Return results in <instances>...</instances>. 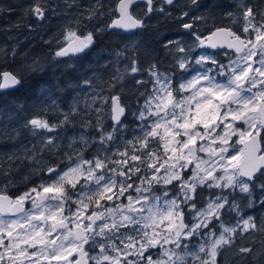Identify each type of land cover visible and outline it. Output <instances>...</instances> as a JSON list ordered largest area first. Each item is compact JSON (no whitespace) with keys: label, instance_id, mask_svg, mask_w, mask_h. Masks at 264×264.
Wrapping results in <instances>:
<instances>
[{"label":"snow or ice","instance_id":"obj_1","mask_svg":"<svg viewBox=\"0 0 264 264\" xmlns=\"http://www.w3.org/2000/svg\"><path fill=\"white\" fill-rule=\"evenodd\" d=\"M136 3L137 0H117L115 8L109 7L107 13L113 15L111 22L85 35L79 34L81 20L77 18V27H65L56 41L52 59H73L85 53L95 43L97 33L143 28V18H136L130 10ZM146 4L145 15L153 11L164 13L163 5H173L174 0H161L159 8L154 6V0H146ZM201 6L200 0H189V8ZM99 7L97 0V6L85 19L91 21L106 15ZM26 11L44 21L48 8L37 2ZM189 14L182 11L177 19L183 20ZM224 17L231 25L241 27V34L232 26L215 27L206 37L193 32L195 42L191 45L179 39L162 42L165 49L178 55L175 64L180 74L173 77L159 72L155 62L149 65L148 75L154 81L152 92L140 105L138 114L133 112L139 121L135 130L139 135L128 140L123 151L117 149L109 154L108 146L115 141L116 133L127 128L122 120L126 106L119 94L102 96L96 92L92 103L85 105L88 113L82 118L96 114L99 139L89 141L82 134L79 143L83 147L79 151L76 141L71 140L68 147L73 155L65 154L69 166L63 171L58 165L47 167V178L20 196L12 198L6 194L8 184L0 188V264H186L187 257L192 258L193 264H218V253L234 244L238 230L241 234L264 233V217L259 224L253 216L244 218L241 206L228 195L209 197L203 208H197L194 199L201 186L238 189L246 195L247 207L254 203L264 207V11L257 12L245 0H239L236 8L224 13ZM204 19L205 16L193 17V21ZM193 26L192 22L182 24L185 30ZM198 48L223 51L228 63L220 64L217 55L206 50L193 57ZM139 57V46L135 44L114 53V60L106 62L105 67L119 65L121 58L130 61V67L126 64L123 71L118 66L114 69L109 89L140 72ZM37 63L28 66L30 75L44 71L43 66H34ZM209 63L213 67H207ZM65 67L71 69L73 65ZM189 71L193 74L184 79ZM174 78L181 81L178 87L173 85ZM22 84L23 79L15 71H0V93L13 91ZM82 85L91 89L92 78L84 79ZM98 100L101 107L93 108ZM109 101L110 112H106ZM71 114H80L78 101L74 100ZM63 115L59 125L33 117L23 127L34 136L38 130L52 133L70 122V114ZM105 117L112 121L109 132L104 131ZM92 126L90 121L85 125ZM56 141L57 137L48 135L39 143V151L55 155L60 147ZM153 143L159 147L149 151ZM91 144L99 145L97 154L85 159L84 152ZM29 151L31 155H27ZM137 151L139 155L135 154ZM113 155L121 159H113ZM37 156L36 145L25 149L24 158L38 165L32 173L41 175L44 165ZM12 160L13 156H9L8 161ZM10 171L11 163L2 175L7 177ZM189 171L191 175L185 179ZM141 172L145 175H139ZM134 176H139V184L128 183ZM155 185H178V191L169 199L168 191L157 195ZM132 189L136 195L128 194L127 204L120 202ZM73 193L78 198L73 199ZM257 193L259 199L254 200ZM102 201L114 206H106ZM26 203L31 207L26 208ZM70 204L76 206L75 211ZM185 207L194 213L191 225L185 223ZM90 208L91 213L87 214ZM226 208L238 218L234 226L223 221ZM217 222L219 235L213 229ZM197 236L198 245L190 248L191 240ZM97 248L98 251H88ZM157 248L159 256L153 259L148 253ZM179 248L184 249L183 253L176 251ZM252 252L251 247H241L237 254ZM260 256H264V248L257 258Z\"/></svg>","mask_w":264,"mask_h":264},{"label":"rangeland","instance_id":"obj_2","mask_svg":"<svg viewBox=\"0 0 264 264\" xmlns=\"http://www.w3.org/2000/svg\"><path fill=\"white\" fill-rule=\"evenodd\" d=\"M174 1L173 5H163L165 12L160 13L158 11H153L152 16L148 17L147 23L149 24H158L159 19L162 17V14H167L168 9H173L177 7H182L183 1L177 2ZM8 5H15L16 8L9 7L6 3V0H0V8L6 7L10 11H16L15 16H13V20L10 22L4 23L2 28H12V31L19 34L18 37H23L26 39V43L28 45L23 46L25 42H23L21 48L19 44L22 40L18 38L11 37L12 34L8 33L5 35L6 30H0V71L9 70L15 71L22 79L23 83L28 84L31 80H36V84L38 85L34 91H29L28 95V103L29 108H26L24 105H20V103H16L15 101L10 102L8 100V92L0 93V153H5L4 158L6 162H2L0 165H4L8 168L9 163H11V171L7 177L2 175L3 170L0 167V188H3L4 185L8 184L7 192L14 193L16 196H20L22 193L27 192L30 188L41 183L42 178H47L46 169L51 166H59L61 171L65 170L69 164L66 158L67 155H73L71 149H69L68 145L71 140H75V148L79 151L83 145L79 143L80 136L83 134L86 136L89 141L98 140L99 132L96 127L97 120L96 114L92 112L86 118H82L85 116V113H88V109L86 108V104L92 103V97L95 96L96 92H100L102 96H112L115 94H119L121 96L122 104L126 106V114L124 116L123 124L127 126L126 130L122 133H116V138L113 143L108 146V153L112 154L117 149L119 151H123L126 142L128 140H132L135 135H139L136 130L139 121L135 119L133 116V112H139L140 105H143L148 95L151 94L154 81L148 75V67L151 63L155 62L158 65V71L161 73H169L176 77L180 74L178 69V65L175 64V59H178V55L174 56L173 52H170L168 49L163 47V41L167 39L166 31L163 30V27H156L145 30L148 32V39L152 37L156 39L154 42H150L146 39V36L141 38H132L130 35H126L124 33L118 31H111L110 37L116 38L115 41L117 43V47L114 45H106L101 48L100 42L102 41V35L104 32L97 33L95 35L96 45L93 52H91V56L85 58L84 56L75 57L73 59H68L67 57L58 58L57 60H53V54L57 50L56 41L63 34V30L65 27L71 25L72 27H77L75 21L77 18L81 20L80 35H85L89 31H95L98 27H103L107 23H110L113 15H108L109 7L115 8L113 5L114 0H99V11L104 12L106 15L97 16L95 19L88 21L85 19L87 17L88 12L97 6V0H39L41 5H44L48 8L46 13V19L44 21H39L36 23H26L20 18L22 17L23 10L25 6L23 5L22 0H7ZM189 2V0H188ZM104 3H106L104 5ZM156 8L161 6V0H156L154 4ZM223 7V4L220 2V8ZM183 11L186 10V7H182ZM137 12H140L138 8H136ZM147 8L143 10L146 13ZM170 12V11H169ZM206 13L199 8H192V14H189V18L193 21L194 16H205ZM31 15V13H29ZM3 17L9 16L3 14ZM32 16V15H31ZM34 17V16H32ZM35 18V17H34ZM164 18V17H162ZM163 22V20H162ZM193 22H198L196 30L188 31L190 36L179 37L177 35L170 36L168 39H179L183 41L187 45H191L195 42V37L192 35L193 32L198 35L201 32L210 26V22L206 25L205 20H196ZM222 22L224 20L222 19ZM211 25L209 28L214 26ZM231 25V24H230ZM235 25H232V27ZM31 28L37 27V33L32 32L28 33L27 30ZM180 27V26H179ZM236 28L241 30V27L235 26ZM18 29L22 30V33L18 31ZM182 26L180 27V30ZM179 31L178 29H176ZM108 31V30H107ZM47 32V34H46ZM22 34V35H20ZM39 34L38 37L34 35ZM41 34V37H40ZM126 35V36H124ZM97 36L101 38L98 39ZM45 37V38H44ZM254 37V34H253ZM148 40V42H147ZM43 42L46 44L42 45ZM138 45L139 46V67L140 72L134 74L133 76L126 77L122 82L117 83L116 87L109 89V84L111 83V77L114 74V69L118 66L121 71L124 70V66L127 64L130 67V61L122 59V63L116 65L112 64V67L108 68L104 65L106 62L114 60V53L117 50H121L125 46L128 45ZM35 46V47H34ZM27 47V48H24ZM203 49H197L193 53V57H196L200 54ZM131 54L130 52L128 53ZM215 54V53H214ZM218 57V61L220 64H227L228 58L225 57L224 52L216 53ZM34 61H38L36 65H34L37 69L43 66L44 71L41 73L37 71L34 74H29V65H33ZM94 62H97L94 63ZM71 64L73 67L68 69L65 65ZM196 67L197 71H199L198 66ZM207 67H213L211 63L207 65ZM101 69V70H97ZM206 70V69H205ZM104 72L107 75H104ZM193 73L189 71L187 75L184 76V79H188ZM92 78V88L90 89L88 86L82 85V81L87 78ZM137 81H145L143 84H137ZM180 79H173V85L178 87L180 83ZM23 92V91H22ZM141 93L144 95L142 96ZM75 101H78V106L80 110L79 115L71 114V106ZM53 101H55V105H53ZM101 104L99 100L93 104V108H99ZM110 101L108 106L105 108L106 112H110ZM64 113H69V123L66 125H61L55 129L54 132L48 133L47 130H38L37 135H33L30 129H27L26 132H31L30 135H21L24 123L33 118L39 117L41 119L47 120L49 124L59 125L60 121L64 119ZM90 121L93 125L92 127H85L86 123ZM239 123V122H238ZM104 131L109 132L112 130V121L110 117H105L103 121ZM18 130V132H17ZM203 131V129H201ZM17 132V133H15ZM89 132L94 134L92 137ZM89 134V136H88ZM48 135H52L57 137V144L60 145L59 149L56 151V154L53 155L51 152H40L39 151V143L44 140ZM8 140V144H7ZM199 143V142H198ZM33 145H36L37 148V159H41L44 165V172L41 175H36L32 173V169L37 168L34 162L25 159V149H31ZM99 145L91 144L88 149L84 152L85 159H92L93 156L97 154V149ZM159 147L158 143H153L149 151ZM160 151L163 152V148H160ZM32 153L29 151L27 155H31ZM129 154H133L132 149L129 147ZM135 154L139 155L140 152L137 151ZM202 157L206 158V154L201 153ZM13 156V160L8 161V157ZM113 159H121L118 155H113ZM29 161V163L21 162V161ZM139 163V162H134ZM6 168V169H7ZM14 169V170H13ZM139 175H145L144 172H141ZM150 175V173L148 174ZM191 172H187L185 179L187 176H190ZM27 177V179H25ZM9 181L11 183L9 184ZM50 182V181H49ZM128 183H132L134 185L140 183L139 176L132 177ZM163 191H168L170 193L169 199L172 198L178 191V185L176 186H167L163 187L160 185L154 186V192L157 195L162 194ZM131 194L133 196L136 195L135 190H129L124 197L121 198L122 203L127 204V195ZM217 194L228 195L235 200L241 206V216L247 218V216H253V214L246 215L244 214V207L242 206L245 198V194H241L238 189L233 191L232 189H219V188H208L207 186H201L197 188L194 199L197 208H203L208 202L209 197H216ZM236 195L235 199L234 196ZM241 196V197H238ZM73 199L78 198L75 193L72 194ZM106 206H114L108 201H102ZM73 211H75V205L70 204ZM31 204L26 203V208H30ZM91 209V208H90ZM89 209V210H90ZM183 211L186 214L185 223L191 225L193 223L192 216L194 213L189 212L188 208L185 207ZM231 213V212H229ZM67 214V213H66ZM88 214V213H87ZM234 214V220L231 224H226L227 226H234L237 222V217ZM255 221L257 224L261 222V219L258 220L255 216ZM213 229L216 231L217 235H219V222L213 224ZM263 233L256 235L255 232H248L241 234L238 230L235 236V242L232 246H225L222 251L218 253L219 255H223L225 258L237 261L240 260L244 255L237 254L238 250L241 247H245V242H254L259 239L262 243L260 248L251 247L253 252L250 253L252 256L253 262H258V253H260L261 249L264 248V237L261 239ZM200 241V237L197 236L195 239L191 240L190 248L194 245H198ZM187 243V241H185ZM249 245H253L249 243ZM167 247H174L173 245H168ZM194 250V249H193ZM2 251V249H0ZM98 251V248L95 250L90 249V252ZM178 253H183L184 249L179 248L176 249ZM160 253V249H152L148 254L152 255L153 259L158 258ZM260 258H264V256H260ZM186 264H193L192 258H186ZM253 264V263H252Z\"/></svg>","mask_w":264,"mask_h":264},{"label":"flooded vegetation","instance_id":"obj_3","mask_svg":"<svg viewBox=\"0 0 264 264\" xmlns=\"http://www.w3.org/2000/svg\"><path fill=\"white\" fill-rule=\"evenodd\" d=\"M24 3L23 5L25 6L24 10H23V13H22V17L20 18V20L26 22V23H36V22H39L36 18L32 17L31 15H29L30 12H27L26 10L32 6L34 3H37L39 2V0H22ZM176 1V0H174ZM180 1H183L184 3H182V7L185 6L186 7V10L189 9V13L192 14V8H189L188 7V0H178L177 2L179 3ZM220 2L221 4H223V7L220 8ZM239 2V0H200V5H202L201 7H199L200 11L202 10L203 13H206L205 14V17L206 19L205 20V24H208L210 22V26L215 24L214 26H212L211 28H209L210 26H208L207 28H205L202 32H201V36L202 37H206L208 36L209 32L214 30L215 27H226V26H232L230 25V20H228L227 18L224 17V13L228 12V11H233L235 8H236V5L237 3ZM6 3L7 5L9 4L6 0ZM116 3H117V0H114L113 2V5L116 6ZM156 3V0H154V4ZM106 3H104L105 5ZM245 4L248 5H252L254 10L259 12V11H264V0H245ZM9 7H12V8H16V3L15 5L11 4V5H8ZM182 7H177L175 9H173V11H171V9H168L167 11V14H162V17L163 18V30L166 31V37L167 39L171 36H179V37H184L186 38L187 36H190L191 34L188 33V31H193V30H196L197 29V26L199 25L198 22H193L189 17L183 19V20H178L177 17L180 16L181 12L183 11L182 10ZM136 8H138V10H140V12H137L136 11ZM147 8V4H146V1H138L134 7H132L130 10L133 12V14L136 16V18H143V21H144V27L143 28H140V29H137L136 31H134L133 33H125L123 30H120V29H115V30H108V31H105L102 35H100L102 37V41L100 42V46L101 48L106 45H114V47H117V43L115 41L116 38H111L110 37V32L111 31H118V32H121V33H124L126 35H130L132 36V38H141L140 40H143V37H144V31L147 30V29H150V27L153 25V24H149L148 26V23H147V18L148 17H151L152 15V12L151 13H148L147 15H145V13L143 12V10ZM170 11V12H169ZM147 13V11H146ZM5 14L7 16H9L10 18L8 17H3L2 15ZM16 14V11H10L9 9H7L6 7H3V8H0V30L4 29L6 30L5 32V35L10 33L12 34L11 37L13 38H18L21 41V43L19 44V47L21 48L23 42L26 41V39H24L23 37H18L19 34L15 33L12 31V28H5L3 27L2 28V25H5L4 23L6 22H10L12 21L14 18L13 16H15ZM116 15H118V13H116ZM113 19V18H112ZM222 19L224 20V22H222ZM257 19H259V17H257ZM192 22L194 24L193 28L191 30H185L182 29L180 30V27L182 26V24L184 23H190ZM180 26V27H179ZM176 29H178L179 31H177ZM233 30L237 32V34H241V30L236 28L235 26H233ZM19 32L22 33V30L21 29H18ZM28 33H32V32H35L37 33V27H34V28H31L29 30H27ZM47 34V32H46ZM22 35V34H20ZM124 35V36H126ZM35 37H38L39 34H36L34 35ZM100 36H97L98 39H100L101 37ZM40 37H41V34H40ZM45 38V37H44ZM243 38V37H242ZM254 38V37H253ZM46 44V42H43L42 45ZM28 45V43L25 42V44L23 46H26ZM35 47V46H34ZM95 47L98 48V45H96V41L95 43L90 46V48L83 54H79L77 57H81V56H84L85 58H88L91 56V52H93V49H95ZM24 48H27V47H24ZM204 51H209V52H213V53H218L220 52V50H213V49H203ZM223 52V51H221ZM232 58H235L234 55ZM255 59V58H254ZM97 70H101V69H97ZM104 75H107V73L104 72ZM115 95H118V94H115ZM122 103V101H121ZM27 129H23L22 132H21V135H30L31 132H26ZM17 133V132H15ZM89 134L94 137L95 135L92 134L91 132H89ZM88 134V136H89ZM7 144H8V140H7ZM5 156V153H0V164H2V162H6V159L4 158ZM21 162H25V163H29V161L25 160V161H21ZM33 163V162H32ZM0 167L2 169H6L7 167L4 166V165H0ZM14 170V169H13ZM4 171V170H3ZM259 183V181H258ZM8 195L12 198H15L17 197L14 193H11V192H8ZM218 195H223V194H217ZM236 195L234 196V199H235ZM238 197H241L238 195ZM230 200H233V198L231 196H229ZM245 198H246V195H245ZM242 199V197H241ZM253 199L254 200H258L259 199V194H254L253 196ZM247 204H248V201L247 200H244L242 206L244 207V214L248 215L249 214H253V216H255L258 220L262 219V217H264V207H260L259 203H254L253 206L251 208L247 207ZM91 210L90 209L88 211V214L91 213ZM222 215H223V221L224 223L226 224H231L232 221L235 219L234 217V214L231 212L229 213L228 209H224L223 212H222ZM256 235L259 236V234H261V232H255ZM264 237V233L263 235L261 236V239ZM249 243L253 244V245H249ZM249 246H253L255 248H260V246H262V243L259 241V239L257 241L254 240V242H245V247H249ZM88 251H90V249H88ZM244 258H247L248 261H253L252 260V256L250 254L248 255H244ZM261 258L259 257L258 260H260ZM264 259V258H263Z\"/></svg>","mask_w":264,"mask_h":264},{"label":"trees","instance_id":"obj_4","mask_svg":"<svg viewBox=\"0 0 264 264\" xmlns=\"http://www.w3.org/2000/svg\"><path fill=\"white\" fill-rule=\"evenodd\" d=\"M163 18L161 17L159 19V23L154 25L151 27V28H155L156 30V27H163V22H162ZM144 36H146V39H148V37L150 35H148V32H145L144 31ZM150 42H154L156 41L155 38H151V39H148ZM147 40V42H148ZM149 43V42H148ZM97 64V62H94ZM9 71V70H7ZM36 80H31L28 84H26V88H25V84L23 83L19 88L13 90V91H9L8 92V100L10 102H13L15 101L16 103H20V105H24L26 108H29V103L27 102L28 101V95L27 93L29 91H34L36 88H37V84L35 82ZM23 91V92H22ZM239 262L237 261H232V260H229L227 259V257L225 258L223 255H219V257L217 258V262L218 264H264V259L261 258L258 262H253V261H248L247 258H244V256L238 260Z\"/></svg>","mask_w":264,"mask_h":264},{"label":"water","instance_id":"obj_5","mask_svg":"<svg viewBox=\"0 0 264 264\" xmlns=\"http://www.w3.org/2000/svg\"><path fill=\"white\" fill-rule=\"evenodd\" d=\"M138 1H146V0H137V2H138ZM136 30H137V29L132 30L131 32H125V31H124V32H125V33H133V32L136 31ZM87 50H88V49H87ZM87 50H86V51H87ZM123 118H124V117H122V119H123ZM25 207H26V205H25Z\"/></svg>","mask_w":264,"mask_h":264}]
</instances>
